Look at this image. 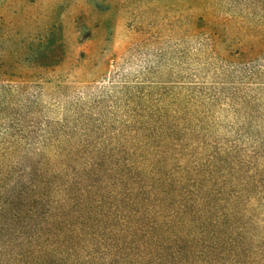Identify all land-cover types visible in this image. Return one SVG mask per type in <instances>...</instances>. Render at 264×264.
<instances>
[{
  "label": "rangeland",
  "instance_id": "obj_1",
  "mask_svg": "<svg viewBox=\"0 0 264 264\" xmlns=\"http://www.w3.org/2000/svg\"><path fill=\"white\" fill-rule=\"evenodd\" d=\"M219 21L210 0H0L1 183L36 184L59 200L61 179L73 183L100 164L97 189L117 195L142 177L163 173L170 185L213 175L235 145L249 153L248 134L264 132V84L240 83L242 61L224 60L236 47L213 45ZM114 177L127 182L110 184ZM227 178L231 188L248 179L240 227L254 243L264 235V191L253 177L219 184ZM4 241L0 264H14L24 249ZM72 251L56 249L64 261Z\"/></svg>",
  "mask_w": 264,
  "mask_h": 264
},
{
  "label": "trees",
  "instance_id": "obj_2",
  "mask_svg": "<svg viewBox=\"0 0 264 264\" xmlns=\"http://www.w3.org/2000/svg\"><path fill=\"white\" fill-rule=\"evenodd\" d=\"M210 2L220 16L213 45L226 41L236 47L224 60L242 61L237 62L241 84H264V67L259 64L264 59V0ZM248 136L253 143L251 151L241 154L246 151L241 144L224 151L223 167L209 171L214 177H183L169 185L162 173L148 181V177L137 179L139 183L121 188L117 195L97 189L100 183L95 171L100 164L86 177H79L88 183L85 189L79 188V178L73 183L61 179L63 195L59 200L36 184L19 181L10 189L11 184L0 181V240L8 238L11 246H22L17 264H130V259L133 264H264V246L253 247L264 243V235H255L254 243L249 244L240 227L247 212L244 204L249 203L245 194L248 179L243 178L234 188L228 178L226 184H219L223 177H253L260 189L256 193L264 191V132ZM245 137L246 133L240 135ZM5 150H0V170ZM162 169L159 166L153 172ZM243 170L245 173L239 174ZM41 173L31 171L36 179ZM129 174L123 172L126 177ZM124 182V177H114L110 184L121 187ZM130 200L135 205L119 214L118 203L129 204ZM8 227L14 230L8 231ZM73 241L83 245H71ZM6 242L0 243L1 249ZM57 246L73 247L68 261L56 253ZM84 250L90 254L84 255ZM80 251L83 254L79 255Z\"/></svg>",
  "mask_w": 264,
  "mask_h": 264
}]
</instances>
